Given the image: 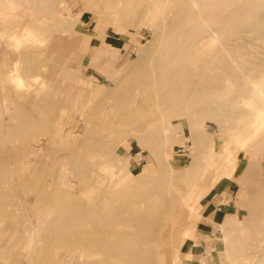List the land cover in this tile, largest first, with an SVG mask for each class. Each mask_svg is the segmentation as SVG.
Returning <instances> with one entry per match:
<instances>
[{
    "label": "rangeland",
    "instance_id": "rangeland-1",
    "mask_svg": "<svg viewBox=\"0 0 264 264\" xmlns=\"http://www.w3.org/2000/svg\"><path fill=\"white\" fill-rule=\"evenodd\" d=\"M4 1L7 13H0V170L15 175L13 181L1 179L0 264H61L60 258L78 250L99 264H132L139 260L137 256L97 249L98 232L94 238L78 232L80 225L93 228L98 216L78 227L65 224L61 216L67 213L65 206L76 201L89 205L107 200L114 206L126 191L143 189L157 179L171 180L176 200L162 213L169 222L163 220L164 240L154 252L156 258L137 264H172V258H179L173 253L176 232L166 237L178 202L191 187L190 218L197 224L186 223L189 237L180 245V260L175 264H264V145L258 146L264 139V116L254 120L264 101L246 95L252 82L250 86L255 84L264 96V20L258 24L261 31L248 23L214 39L228 59L222 63L224 70L210 69L211 74H223L224 84L210 98L207 114L165 116L152 99L153 78L142 70L145 56L162 46L169 26L166 4L156 15L144 14L141 5L137 9L125 0ZM239 1L228 9L245 5L246 0ZM254 1L264 6V0ZM65 17L75 23L64 30ZM26 26L32 30L29 34ZM235 41L240 42L238 51L232 46ZM245 62L258 67L243 83L232 72H245ZM12 75L20 77L16 80ZM142 79L144 84L139 83ZM134 87L141 89L144 101L131 105L141 111L124 117L129 102L120 104L119 95ZM21 112L34 116L36 124L21 125ZM5 123L23 129L25 135L9 133L7 140ZM142 125L152 129L141 130ZM162 127L170 130L164 133ZM226 143L238 155L231 177L217 176L212 169L217 159H223ZM151 146L158 147L156 153ZM26 153H31L28 166L22 162ZM88 163L96 174L93 179H84ZM17 164L19 172L15 173ZM70 194L72 199L67 197ZM225 213L232 219L223 221ZM27 216L32 223H25ZM102 228L109 231L106 223ZM30 230L38 239V250L28 262ZM161 250L165 253L160 254Z\"/></svg>",
    "mask_w": 264,
    "mask_h": 264
},
{
    "label": "bare ground",
    "instance_id": "bare-ground-1",
    "mask_svg": "<svg viewBox=\"0 0 264 264\" xmlns=\"http://www.w3.org/2000/svg\"><path fill=\"white\" fill-rule=\"evenodd\" d=\"M125 1L132 7L139 8L141 5L140 10L144 14L158 15L159 7H161L163 4H166L167 6L165 10H167L168 13L167 16L169 18V26L167 29H165V34L162 36V46L156 53H150L149 55L145 56L144 62L146 67L142 70V74H147L146 77L153 78L151 84L154 87L152 99L159 104L160 114L165 116L171 114L172 112H178L180 114L190 112L189 115L196 117L207 114V112L209 111L208 104L210 98L214 95L217 96L224 84L222 79L223 74L220 72L211 74L210 69L215 66L220 69H225L226 66L224 67L222 63H225V61L228 59L227 56H225L226 54L224 55L223 51V54L219 52V47L216 46L214 39L223 36L226 33L228 34V32H233L238 28H242L248 23L253 24L257 32L261 31L258 24L264 20V6L254 0H246L245 5L239 6L238 8L234 9H228V7L231 4H235L236 6V4L240 2L239 0H147L145 2H142L143 0ZM4 2V0H0V8L3 5V7L0 9V13L2 14L7 13V6H5ZM44 2L45 0L43 1V3ZM45 5L43 6L46 7ZM260 6L263 7L260 8ZM59 18L61 19L60 16ZM62 18L64 19V17ZM70 19L71 18H66V25L64 23H61L63 25V28L61 26L62 29L65 28L64 26H67V29L70 28V23H72V20L70 21ZM1 30L2 29L0 28V32ZM26 30L27 34L32 32V30L28 27L26 28ZM238 43L240 44L239 41ZM238 43H236V41L232 43L235 51H238L241 48V46L239 48ZM220 47L223 48V44L220 45ZM147 49L151 50L149 46H147ZM151 51L155 50L152 49ZM249 59V61H253V59ZM242 66L244 67L243 70H245V72L239 74V72H236L235 70L232 72V74L236 78L243 79L242 82L246 83L248 82L250 75H252V71L254 69H257L258 65L246 63ZM116 68L120 69L118 67ZM11 77H15L14 79H16L20 76L12 75ZM211 77H214L216 79L211 82ZM139 83L144 84L143 79L140 80ZM249 83H247V85ZM251 84L252 82L247 87L248 93H246V95L250 97L260 98L264 101V96L259 94V88H257L255 84L250 86ZM18 86H21V83L20 85L18 83ZM41 87V89L43 90V86ZM39 90L40 89H38V91ZM38 91L35 92L38 94ZM40 91L39 93L41 94ZM23 94L26 95V92L24 91ZM140 94L141 89L139 87H134L127 88L119 95L118 101L120 102V104L129 102L128 105H125L124 117H133L140 114L141 110L139 106L135 107L131 105V103L138 102L139 100L140 102L144 101V99L140 97ZM37 98L38 97L36 96V99ZM196 103H199V107L194 108L193 105ZM263 111L264 105L260 107L255 114L254 120L256 122L258 120H262L261 118L264 116ZM11 116L12 119L15 117L13 116V114ZM9 119H11V117ZM20 120L21 125L25 124L28 126H34V124H36L34 116H32L31 114L21 112ZM5 126V129H8L5 132L7 140L9 133H14L15 135H20L22 133V135H25V131H22L23 129L21 128L15 129L13 128L14 126L10 127L7 124ZM140 127L141 130L147 129L149 130V132L152 129L148 127V125H142ZM161 129H163L164 133H168V131L170 130L168 127H162ZM235 140H238V138L236 137ZM146 141L149 142L148 139H146ZM260 145H264V139H261L259 141L258 146ZM157 148L158 147L156 146H151V152L156 153ZM224 148L226 150V153L223 159H217L214 163V168L212 169L214 171V174H216L217 176L231 177L236 168L235 160L237 159L238 155L236 157V154H234L235 150L230 148L228 143L225 144ZM30 156L31 153L24 154L22 161L23 165L26 164L25 166H28L27 164L30 163ZM14 162L16 163V161ZM0 165H3L2 157H0ZM164 166L165 165H163V167ZM207 168L208 167L206 164V166L198 175V179L203 176L204 171ZM18 169L19 168L17 164L15 173ZM84 170L88 171L84 179H93L96 175L94 173L93 166L89 163L84 165ZM14 175V172H11V175L7 176L4 170H0V187L3 186V182L1 181V179H12L10 181H13ZM170 181V179H157V181L149 184L143 189L138 188L137 190L126 191L118 199L119 203L114 206H111L110 202L107 200L102 201V204L92 203L89 205H85V203L83 204L76 201V203L70 204L69 207L67 205L65 206L68 210L66 214L61 216V220L64 221V223L67 225H76L78 227V225L81 224V222H83L85 219L98 216L96 225L93 228L83 227L80 225L78 228V232L90 238H94L96 237V235H98L100 239L95 240V246L97 247V249H101L104 251H113L114 253H117L118 255L123 257H131L132 255L137 256L139 260H133L132 264H137L138 261L144 263L149 262L156 258L154 252L157 250V246L160 245L164 240V238L162 239L161 237L162 232L165 230V228L163 227L164 221L167 223V225L169 222H167V217L163 219L162 213L165 212V207H168L170 204H174L176 200V196L173 195L174 186L170 184ZM116 182L117 181H115V183ZM135 184L136 183L132 182L129 183V185ZM191 190L192 187L186 190V192L180 198L178 202V209L171 219L172 224L170 223L169 232L166 237V239H170L176 232L177 237L175 238V242L173 244V253L176 258H179L177 260H173L172 258V264H175V261L179 263V247L180 245H182L184 240L189 237V234H187L189 233V228H187L188 225L186 226V223L190 221L191 225L196 226L197 224V221L195 219L190 218L193 206L190 196L192 192ZM197 194L199 195V193ZM10 195H12V193H10ZM67 197H70L69 199H72L71 194ZM106 199L109 200L111 199V197H107ZM23 205L25 206V203ZM61 212L63 211L61 210ZM234 217V220L238 219L237 214ZM229 218L231 220L232 216L228 213H225L223 221ZM24 220L26 221V224L28 223V221L30 223H32L31 221H33L29 216H27ZM103 223H106L107 226H109V231L107 233L104 232L102 228ZM119 224L129 225V227L122 228ZM32 227L34 231L37 229L34 226ZM31 232L27 236L30 240L26 252L28 262L33 260L32 256L37 249L35 245H37L38 243V239L35 240L34 238L33 230ZM95 233L97 234L95 235ZM159 253L164 254L165 251L161 250ZM60 259L62 260L61 262L63 264H99L98 260H92L89 254L83 252L82 250H78L77 254H65L63 256V259Z\"/></svg>",
    "mask_w": 264,
    "mask_h": 264
},
{
    "label": "crops",
    "instance_id": "crops-1",
    "mask_svg": "<svg viewBox=\"0 0 264 264\" xmlns=\"http://www.w3.org/2000/svg\"><path fill=\"white\" fill-rule=\"evenodd\" d=\"M0 28H1V26H0Z\"/></svg>",
    "mask_w": 264,
    "mask_h": 264
}]
</instances>
